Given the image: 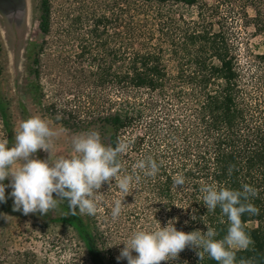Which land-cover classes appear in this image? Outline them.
Returning <instances> with one entry per match:
<instances>
[{"label":"trees","instance_id":"obj_1","mask_svg":"<svg viewBox=\"0 0 264 264\" xmlns=\"http://www.w3.org/2000/svg\"><path fill=\"white\" fill-rule=\"evenodd\" d=\"M199 4L200 0H102L93 12L66 17L70 24L49 44L51 53L45 59L46 43L28 48L29 78L17 95L22 93L32 108L38 107L72 134L96 130L105 145L115 147L118 139L126 142L121 174L139 177L127 194L114 186V180L111 190L105 183L95 216H64L66 205L47 215H24L13 211L12 189L6 188L7 202L0 203V212L39 221L45 234L54 226L66 235L72 249L65 264H128L117 259L121 243L133 231L156 228L157 221L166 227L175 220L177 230L185 233H206L207 224L217 230V239L223 238L227 220L219 222V208L207 212L199 191L202 183L233 190L246 183L257 190L251 203L258 214L242 216L253 244L236 255L237 260L250 257L254 264H264V53L257 56L260 69L249 81L223 22L213 23L200 14L188 18L174 10ZM39 11L40 31L46 38L52 30L50 0H41ZM84 27L87 32L80 34ZM3 55L0 34V121L11 146L18 122L12 93L5 96L1 90ZM54 63L68 69L77 82L74 88L51 92L43 83L44 67ZM257 77L263 83L251 91L249 83ZM21 112L22 120L28 119L27 112ZM147 156L160 165L155 177L133 167ZM178 175L185 178V185L174 188ZM116 199L122 201V213L113 221ZM31 259L47 264L26 250L10 264H29ZM162 264L217 262L207 255L201 261L189 247L178 260Z\"/></svg>","mask_w":264,"mask_h":264},{"label":"clouds","instance_id":"obj_2","mask_svg":"<svg viewBox=\"0 0 264 264\" xmlns=\"http://www.w3.org/2000/svg\"><path fill=\"white\" fill-rule=\"evenodd\" d=\"M59 136L60 132L51 128L47 120L35 115L20 121L14 128L11 146L7 139L0 140V203L7 202L6 188L10 187L13 211H22L24 215H47L66 205L64 216H95L98 202L104 195L100 190L105 183L111 190L114 180V186L127 194L134 180L139 178L121 174L120 157L129 147L126 142L118 139L115 147L105 145L98 131L87 130L71 137L72 154L53 158L52 149ZM39 150L48 153V158L39 159L36 156ZM133 167L146 177H155L160 165L152 156H147ZM233 168H229V175ZM6 180H10V184L6 185ZM184 185L183 176L173 178L174 188ZM199 191L207 212L214 213L219 208V222L224 224L226 218L227 230L223 238L217 239V230L207 224L206 233L200 230L185 233L177 230L175 220H169L166 227L157 221L154 229L133 231L121 243L124 247L117 259H126L128 264H162L178 260L180 253L191 247L201 261L207 255L217 264H254L250 257L237 260L236 251L249 250L253 244L243 226L242 216L258 214L251 203L257 190L246 183L241 185V190L202 183ZM113 203L111 217L116 221L122 213V201L116 199ZM192 219L197 217L194 215Z\"/></svg>","mask_w":264,"mask_h":264},{"label":"rangeland","instance_id":"obj_3","mask_svg":"<svg viewBox=\"0 0 264 264\" xmlns=\"http://www.w3.org/2000/svg\"><path fill=\"white\" fill-rule=\"evenodd\" d=\"M40 2L41 0H17L6 8L0 7V34L4 44L5 66L1 90L5 96L12 93L18 124L22 121L21 111L25 110L28 118L38 115L47 120L51 128L60 132L52 149L55 158L57 155L72 154L70 140L74 134L49 116L43 115L38 107L32 108L29 100L21 97L22 93L17 95V91L24 88L29 78L25 54L31 44L43 42L46 43V52L42 53L45 59L51 53L47 49L49 44L57 41L59 35H63L65 28L70 24L66 17L79 12H93L100 8L102 0H50L52 30L46 38L39 27ZM174 10L188 18L197 19L203 15L208 20L213 19L215 21L213 23L223 22L231 48L237 55L241 67L249 74V81L251 73L260 69L257 56L264 53V0H200L198 6L188 8L180 5ZM215 29L218 30L217 24ZM85 32L87 27H84L80 34ZM67 49L71 50V46L69 45ZM42 81L51 92L60 89L66 91L68 87L74 88L73 85L77 83L68 69H63L57 63L44 67ZM262 83L263 80L257 77L249 83V87L251 91L256 92V88L259 89ZM79 102H82V99H78ZM5 139L8 138L0 121V140ZM37 154L41 160L49 156L43 150H39ZM42 227L43 224L34 219L12 218L0 212V244L3 245L0 264H10L19 252L25 250L35 253L47 264L67 263L71 258L72 248L66 235L61 234L54 226L45 234ZM80 253L82 254V251ZM34 263L39 264L34 259L29 262Z\"/></svg>","mask_w":264,"mask_h":264},{"label":"water","instance_id":"obj_4","mask_svg":"<svg viewBox=\"0 0 264 264\" xmlns=\"http://www.w3.org/2000/svg\"><path fill=\"white\" fill-rule=\"evenodd\" d=\"M15 1H17V0H0V7L6 8L9 5H12Z\"/></svg>","mask_w":264,"mask_h":264}]
</instances>
